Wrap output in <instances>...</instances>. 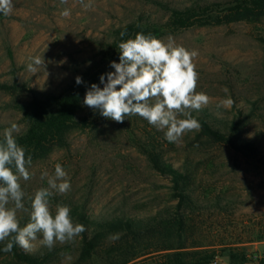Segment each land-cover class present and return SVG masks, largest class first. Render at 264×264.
Listing matches in <instances>:
<instances>
[{
  "label": "rangeland",
  "instance_id": "obj_1",
  "mask_svg": "<svg viewBox=\"0 0 264 264\" xmlns=\"http://www.w3.org/2000/svg\"><path fill=\"white\" fill-rule=\"evenodd\" d=\"M153 1L84 0L91 3L85 9L80 0H67L66 4L60 0H12L11 13H0V83L17 80L39 91L59 93L80 75L84 81L95 77L94 84L102 88L100 76L105 75L106 82V74L115 71L111 62L119 63L118 46L112 47L114 30L131 22H166L167 14ZM157 1L182 8L231 0ZM65 8L71 13L68 18L61 16ZM162 31L156 38L168 42L171 37L176 44L198 52L196 91L206 93L211 102L192 113L210 115L219 126L245 117L241 132L256 143V158L246 159L225 145L208 143L198 138L199 131L186 132L179 142L170 143L164 131L138 115L126 117L123 123L104 118L84 105V95L79 118L84 119L85 127L70 132L67 148H56L33 161L31 179L20 180L26 194L23 203L29 209L18 211L20 225L30 220L28 197L48 187V177L42 178V173L53 176L57 163L66 171L71 189L65 194L54 192L50 208L54 213L57 204L69 206L74 223H79L76 209L85 210L95 223L123 214L144 216L172 209L177 199L169 180L150 167L147 153L152 150L193 177L191 197L199 206L192 214L196 229L187 242L222 243L216 245L211 264H264V16L228 25ZM37 56L44 58L46 67L33 73L27 65ZM227 98L234 104L217 106ZM28 99L27 94L0 91V133L13 122L20 126L18 133L25 130L15 105ZM217 202L219 206L200 214V209ZM88 227L93 229L90 222ZM41 239L38 234L35 247L26 252H53L47 264H106L103 255L80 260L81 234L72 241H57L52 249L40 244ZM164 253L132 263L161 264ZM0 264L20 263L3 255Z\"/></svg>",
  "mask_w": 264,
  "mask_h": 264
},
{
  "label": "trees",
  "instance_id": "obj_2",
  "mask_svg": "<svg viewBox=\"0 0 264 264\" xmlns=\"http://www.w3.org/2000/svg\"><path fill=\"white\" fill-rule=\"evenodd\" d=\"M153 3L167 14L166 22L162 25L131 22L121 26L113 32L112 47L134 38L137 33L157 37L164 34L163 29L174 31L191 27L228 25L264 16V0H231L222 5L191 4L182 8L157 0ZM121 32L126 35L121 37ZM261 41L264 44V38ZM76 77L66 90L59 93L39 91L17 80L12 83H0L2 92L29 96L27 101L15 105L26 128L14 136L17 143L24 147L26 158L31 156L32 162L47 157L56 148H67L70 132L85 127V121L79 118V112L82 110L83 97L94 84L95 77H90L88 81L82 79L79 85L76 83ZM192 115L202 125L198 138L211 144L225 145L246 159L256 158V143L250 138H245L241 132L245 117H235L224 126H219L210 115ZM2 140L3 133H0V141ZM147 158L150 167L169 180V188L173 198L177 199V204L172 209L158 210L155 214H123L100 223L91 221L85 210H74L79 223L86 229L81 233L80 260L103 255L106 264H134L132 262L141 257L165 252L161 264H211L217 254L216 245L222 243L187 242L196 229L193 219L195 215L192 214L199 206L191 197L194 190L192 175L182 167H174L156 151H149ZM219 204L220 202H217L203 210L200 209V214H206L204 210L216 208ZM89 222L93 226L91 230L88 227ZM116 235L119 238L113 239ZM11 239L12 237H9L8 240L0 242V256H10L20 264H47L54 256L53 252L39 255L27 253L18 244H14L12 251L6 253L3 248Z\"/></svg>",
  "mask_w": 264,
  "mask_h": 264
},
{
  "label": "clouds",
  "instance_id": "obj_3",
  "mask_svg": "<svg viewBox=\"0 0 264 264\" xmlns=\"http://www.w3.org/2000/svg\"><path fill=\"white\" fill-rule=\"evenodd\" d=\"M60 2L66 4L67 0ZM80 3L85 9L91 7V3L85 4L84 0ZM12 9V0H0V13L8 15ZM70 15L67 8L61 12L64 18ZM125 35V32L120 33L121 37ZM118 49L119 63L113 61L110 65L115 71L106 74V82L105 75L100 76L102 88L97 84L91 85L85 94L84 105L117 123L138 115L164 131L165 139L170 143L179 142L186 132L201 129L202 125L192 112L206 107L211 98L196 91L199 80L194 62L198 56L196 50L176 44L171 37L164 42L152 34L143 33L120 42ZM30 61L27 65L30 72L46 67L43 57H32ZM76 83L81 84L82 78L77 76ZM223 91L227 93L228 89ZM233 104L234 101L227 98L217 106ZM19 131L20 126L11 123L0 141V242L12 237L3 248L6 253L12 251L14 244L25 251H32L38 234L42 235L40 244L52 249L57 241H72L86 231L83 224L73 222L69 206L57 204L54 213L50 208L49 198L54 192L65 194L71 189L67 173L59 163L55 165L53 176L42 173V178L48 177V187L39 188L28 197L30 220L21 227L17 213L28 212L29 209L23 203L26 194L20 180L31 179L29 166L32 158H26L24 147L17 143L14 133Z\"/></svg>",
  "mask_w": 264,
  "mask_h": 264
}]
</instances>
